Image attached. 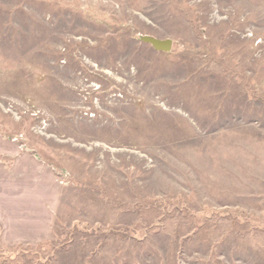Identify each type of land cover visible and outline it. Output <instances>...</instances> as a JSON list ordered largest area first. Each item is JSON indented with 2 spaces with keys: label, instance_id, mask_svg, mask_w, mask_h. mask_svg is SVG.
I'll use <instances>...</instances> for the list:
<instances>
[{
  "label": "rangeland",
  "instance_id": "obj_1",
  "mask_svg": "<svg viewBox=\"0 0 264 264\" xmlns=\"http://www.w3.org/2000/svg\"><path fill=\"white\" fill-rule=\"evenodd\" d=\"M0 264H264V0H0Z\"/></svg>",
  "mask_w": 264,
  "mask_h": 264
},
{
  "label": "water",
  "instance_id": "obj_2",
  "mask_svg": "<svg viewBox=\"0 0 264 264\" xmlns=\"http://www.w3.org/2000/svg\"><path fill=\"white\" fill-rule=\"evenodd\" d=\"M141 41L152 47L156 52L169 53L171 51L172 42L170 40H158L150 37H143Z\"/></svg>",
  "mask_w": 264,
  "mask_h": 264
}]
</instances>
